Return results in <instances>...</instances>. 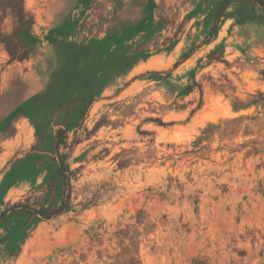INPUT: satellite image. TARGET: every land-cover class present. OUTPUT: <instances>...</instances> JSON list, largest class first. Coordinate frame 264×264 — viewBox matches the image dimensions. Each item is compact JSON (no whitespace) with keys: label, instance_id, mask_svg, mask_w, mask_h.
I'll list each match as a JSON object with an SVG mask.
<instances>
[{"label":"rangeland","instance_id":"obj_1","mask_svg":"<svg viewBox=\"0 0 264 264\" xmlns=\"http://www.w3.org/2000/svg\"><path fill=\"white\" fill-rule=\"evenodd\" d=\"M225 1L0 0V264H264V7Z\"/></svg>","mask_w":264,"mask_h":264},{"label":"trees","instance_id":"obj_2","mask_svg":"<svg viewBox=\"0 0 264 264\" xmlns=\"http://www.w3.org/2000/svg\"><path fill=\"white\" fill-rule=\"evenodd\" d=\"M234 0H226L222 6V10H224L231 2H233ZM254 2L260 4L261 6L264 7V0H254ZM57 137H60V132L57 133ZM60 174H62L68 184V177H67V170H66V167L64 165V163L61 165V168H60ZM68 186V185H67ZM17 207H14L12 210H15L17 209ZM68 209V200L67 201H64L63 205L57 209V210H54V211H50V212H46V211H39V210H35V209H25V213L28 214L29 216H45L47 219H51L53 218L54 216H57L59 214H62L63 212H65L66 210ZM6 218V214H3L1 217H0V223H2L4 221V219Z\"/></svg>","mask_w":264,"mask_h":264}]
</instances>
